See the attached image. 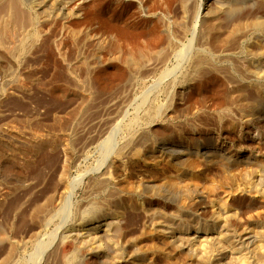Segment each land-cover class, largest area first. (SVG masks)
<instances>
[{
    "label": "rangeland",
    "instance_id": "1",
    "mask_svg": "<svg viewBox=\"0 0 264 264\" xmlns=\"http://www.w3.org/2000/svg\"><path fill=\"white\" fill-rule=\"evenodd\" d=\"M216 1L192 0L190 4L191 9H200L202 6L205 8H209V6L210 8L212 6V8H216L217 5L221 6L218 12L219 14L217 15L219 17L216 16L217 20L214 19V22L218 21L216 24L219 23V26L209 35L208 38L211 37L209 40L210 42L216 35L218 39L221 37L223 42L225 40L226 44L230 40H235V42L239 41L238 43L240 44L238 35V39L236 40L235 37L233 38L229 36V34L235 23L246 20L251 21L252 25L255 24L259 26L262 30V43H264V0H262V5L260 3H258V6L257 4L254 6L245 5V8L242 7V10H239L232 16L227 13L230 12L233 7L231 0H222L220 3ZM226 2H229V4ZM86 3H83L87 11H85L84 7V12L85 14L87 13L86 16L92 15L89 19H92L93 25L94 23L96 25L93 26V34L100 33V36L107 38V43L101 48H104V50H100L99 52L95 50V52H91L93 46L90 42H86L87 46H85V44L82 43L81 37H78V39L76 38L78 41L76 42L75 37L71 36L72 34L70 35L67 29H63L60 19H50L51 21L48 20L47 22L45 21V23L44 21L40 23V28L38 26V31L41 35L40 39L34 45L30 40L31 38L27 40L28 51L21 52L18 50L20 53V60L11 59L0 45V53L4 52L2 55L0 54V64L2 61L4 64H9H5L7 67L1 65L0 68V87L3 85V88L7 89L5 93L0 90V140L1 142L3 141L2 143L5 145L10 144V147L9 145L4 146L6 154L4 153L5 158L2 156L3 161L2 157L0 158V194H2L0 195V201L2 200L0 202V223L3 226L7 224L8 228L5 226L6 229L17 237L24 235L28 236L31 230H34L33 209L35 206L33 205L41 202L48 194L47 192H51L55 186H62L59 181L61 165L65 152H67L66 147H72L78 157L68 169V176L70 178H76L84 175V177L82 178L81 185H79L76 190L69 214L55 217L51 223L47 224L48 226L46 225L39 231V240L52 241H49L52 244L48 247V250H46L40 264H49L50 262L48 261H51V263L54 261L55 264H68L69 261L70 264H75L76 262L82 261L81 264H87L85 259L87 260L88 257L86 251L89 250L88 247L91 248V251H107L108 253L110 252L111 254L118 255L120 263L117 264H144L138 262L137 258L140 256L144 257L147 263L150 262V264H166V260H168L167 245L170 237H172V240H178H175L176 250L174 253L176 254H179L178 251L183 247L181 245L182 243H180V236L191 233L192 235L190 234V236H193V242H199L206 237V235L202 233L204 232L202 230L204 229V224H200L198 221L194 222L195 225L198 227L200 226V229L198 228L199 232L194 231L193 229L195 227H193L194 225L192 222L190 224L187 223L190 218L186 213H184L185 215L182 214V216H178L181 222L175 223L177 228L173 229V233H166L170 225H173V221L166 219L168 213L172 214L171 212L177 210L179 205H184V208L186 207L187 210L193 211L195 199L186 194L184 189L192 187L200 188L202 194L209 197L207 198L210 201L207 205V210H209V212L212 207L210 195L218 200V203H216L217 206L220 205L224 196L229 195V199L234 202V204H232L233 207L239 212L242 211L244 207L242 205H246V202H248L245 197L248 196L246 193L241 194V196L238 191L245 187L243 186L244 184L246 185L244 189H251L253 187L252 189L256 191V197H264V107H254L256 105V99L258 98V91L256 90H258L260 86L262 88V96L264 95V65L262 63V81L248 78L244 79V77L241 78L242 75L237 78L231 71V68H225L224 66L219 67L222 70L218 69V72L214 71L215 73H213V71H208L207 73L204 68L202 72L207 73L206 75H208V78H212L214 75L215 79L214 76L212 79L210 78V82L208 80L200 93L198 90L194 89V85H192L191 82L190 84L187 83L189 85L185 86L183 90L181 89V95H179V93L173 91V88L167 87V82L170 81L173 75L181 79L183 75L182 72L188 69L189 64L186 60H179L172 54L173 52L171 53V51L167 49V51L170 52L169 55H171V58L168 56L167 52H164L162 53L163 55H160L161 57L156 59V63L160 66L163 63L164 65H162L164 67L162 66L160 69L157 66L158 68H155L156 71L155 69L150 71L151 74L148 73L147 77L145 76L146 79H144V77L143 79L141 78L138 81L139 84L130 85L129 83L116 79L117 77L119 78V74L123 70H120L123 68V60L125 59H122V57L127 56L132 51V54H138L141 48V50H143L151 47L149 49L152 50V48H157L163 44L164 38H161L163 40L158 39L159 35L163 33L161 32L163 21L160 19L161 17L158 18V16H162L165 12L168 16L172 15L173 17H171L174 19L182 18L183 12L182 9H180L179 0H88ZM3 12L4 11L0 10L1 16ZM154 12H157V14L154 15ZM190 21L191 20L188 22V24H190V30L186 33L178 28L174 29L175 33L177 32L176 35L179 40L178 49L183 48V51L186 52V59L189 55L191 57L196 49L201 46L200 31L205 25L201 20ZM70 25L75 26L76 20L74 23L71 21ZM20 28H22V31L19 30ZM26 28L27 27L24 29V27L18 25L17 31L20 35L27 32L25 34L27 38L29 29L27 28V30ZM158 32L161 33L157 36ZM106 34L107 36H105ZM226 37L229 38V41ZM230 37L232 38L230 39ZM157 39L160 40V42ZM256 39V37H252V41L255 43L258 41H256ZM9 41L10 40L6 41V44H9ZM108 41L111 42L109 43ZM161 41L163 43H161ZM248 41L249 42L245 44V46L248 45L250 50H253L252 52L255 50L257 54L261 52V50L258 49L260 47L258 43L254 44L250 39ZM232 42L228 43V47H234L236 44L239 46L237 42ZM78 44H81L80 46H83V49L80 48ZM263 46L264 44L262 47ZM113 48L115 50H113ZM262 49L264 50V47ZM116 51L120 52V56ZM165 53H167L166 56L164 55ZM4 54L7 55V58ZM92 55L94 59L90 60V58H93ZM112 55L114 57L118 55L117 59L108 60L110 57H113ZM167 57L169 59L168 61L166 59ZM97 58L110 62L112 70L110 69L108 73L111 72L112 75L106 73L104 76V78L107 76L110 78H106L109 82L113 80V74L114 76L118 74L113 82H110L112 85L114 82H117V84L114 83V85L110 87L111 90L109 88L106 90L104 89L105 91L101 88L99 89L97 83L91 78L92 72L90 73L91 70L88 69L87 62L84 60L87 59L89 63H92L95 62L93 60ZM120 59H122V62ZM69 64L70 66H68ZM241 64L243 65V63H240L239 66L243 68ZM166 67L167 69L174 70L171 72L172 76L168 75V77L166 76L162 79L160 70L162 71V69L164 70ZM74 71L77 74H75ZM224 71L227 76L224 74ZM10 72H13V74ZM209 73L212 74L210 75ZM227 73L231 74L228 75ZM87 75L90 77L88 76L89 78H87ZM231 75H233V78H231ZM111 76L113 77L112 79ZM227 77L228 80L231 79L228 81L226 79ZM233 79L236 81H233ZM88 80L89 82L87 83ZM89 84H91V86ZM218 84H222L223 87L221 86L217 89L219 86ZM232 85L233 87H231ZM236 85L240 86L239 90H244V92H242L245 93L244 95L246 98H243L246 100L240 99L237 97L238 95L236 96ZM244 85H246V87ZM215 86L217 87L215 88ZM57 87L59 89L63 87V92L60 94L56 92L58 95L54 92L55 89H58ZM86 87H90L89 91ZM96 88L98 89L96 90ZM85 89H87V91ZM214 89H221L219 90L220 94L215 92ZM222 92L224 94H222ZM230 92L232 94H229ZM228 94L230 95V100ZM199 95H201V97ZM225 96L228 100H225ZM85 97L89 98L86 99V102ZM218 97L225 102L222 103ZM231 98L233 105L230 104L232 102ZM245 101L246 103L248 102L247 104L245 103L246 105L244 104ZM178 102L180 103L178 106L179 108L176 106L179 104ZM213 103L219 107H215ZM228 103L231 106H226L229 105ZM251 103L253 104L252 107ZM153 104L155 107L158 106L159 109L161 106L163 110L166 109L164 112L160 109L162 114L160 112L158 113L157 120L154 119V122L152 121L150 124H146L144 120L147 114L151 112ZM158 104H160V107ZM222 104H224V108L221 107ZM190 106L192 107V111ZM242 106L244 107L241 108ZM174 109L176 111H174ZM215 109H218L219 112ZM159 114L161 116H159ZM167 115L168 117L166 118L169 121L166 118V120H162V118ZM220 116L224 117L221 118ZM136 119V125H131L132 121ZM110 124H114L115 126V133L112 137L113 139H111L112 142L109 139V144L112 146L107 143L109 140L106 141L105 139L108 135L106 133H108V126ZM131 133H136V136H138L137 134L141 135L142 133H146V140L148 142L145 140L147 143H142L136 140L132 146L129 147V149L131 148L129 154L121 157L120 160L118 159V164L116 162V158L118 157L117 150L128 138H130ZM11 140H37L38 142L44 141L51 142L52 144L54 142L52 145V147H54L48 146V149L45 147L41 149L42 151L38 150L39 153L36 151V155L34 156L35 159L32 158L33 160H30V154H27L30 151L28 150L29 147H26L27 149L25 147L23 149L21 147H15L14 144L11 145ZM103 140L106 141L105 143L107 144H105V146L107 147L104 146ZM167 140L177 143L179 145L178 148L185 150H188V148H202L207 146L211 149L213 147V149L216 150V148H218L216 146H219L220 149L230 155L233 154L234 156H241L242 158L250 155L251 158H257L259 161H263V164L258 167L257 171L246 175L244 174L245 171H242V169L244 170L242 166H227L223 162L224 165H226L224 166L222 161H218V159L215 161H206L198 154L195 156L189 153V155L187 154L185 157L186 161L190 163V166L188 165L189 167L187 166L184 168L179 164V158L174 151L164 150L162 148V143ZM6 141L10 143H6ZM8 147L11 149L8 150ZM154 147H156L157 151L152 152ZM16 149V155L20 154L18 158H9L11 153H16ZM18 150H20V152ZM24 151L26 153H24ZM21 152L24 154H21ZM25 156L28 157L29 161L23 159ZM7 157L8 159H6ZM10 160L12 162L16 160L19 164H17L18 162L16 161L15 163H11ZM191 160L192 162H190ZM25 161L28 162L25 163ZM9 162L12 165L11 168L14 170L7 166L10 165L7 164ZM28 163H31V165ZM191 163L193 164L192 167ZM116 164L118 165L116 166ZM180 167L183 168L180 169ZM112 170L115 171L111 173ZM102 176H107L109 181H111L110 184L113 185L119 181V183L122 181L125 183L122 190H118L114 193V196L120 201L119 206L112 205L109 198H96V193L90 195V193H92L91 191H89L88 195V190L92 189L93 191V187L103 178ZM14 178L20 179L21 181L18 180L20 182H16L17 180ZM9 184L11 186L15 185L11 187ZM234 184L237 186L240 185L239 188L237 186L235 188ZM175 185L177 188L179 187V192L176 197L168 196L167 198L166 193H156L153 190V187L164 189V187L170 188ZM147 187L150 188L146 189ZM5 190L8 191L7 194ZM234 190L238 191L235 192ZM229 191L232 193H228ZM107 193H109V191H107ZM5 194L7 196L11 195L7 197ZM84 195L87 196L86 199H82L85 198ZM241 215H243V213H241ZM60 216L62 218H60ZM98 216H100V218L102 216L103 221L98 222L100 219ZM87 221L89 225H86L83 230L82 226L84 223H88ZM99 224L101 226L97 227L96 233L98 237L93 239V236L90 234L91 237H87L86 234L89 233L87 229L89 230V228ZM187 228H192L193 231L184 234L186 231H183V229L187 230ZM64 241L69 244L72 243L68 250L62 252V254L58 253L59 255L56 256L57 258H53L54 260L52 258L50 259L51 252L56 250L59 244L65 243ZM179 245L182 247H179ZM7 248V242L0 243V254L7 251ZM33 250V245L28 243L23 250L24 252H22V259H20L17 264H34L33 262L35 260H32V258H34ZM226 255L224 259L228 261L229 259H226V257L229 258L230 252L226 253ZM176 256H178L175 257L176 260L181 258L180 255ZM133 258H136V260ZM101 264L106 263L101 262Z\"/></svg>",
    "mask_w": 264,
    "mask_h": 264
},
{
    "label": "bare ground",
    "instance_id": "2",
    "mask_svg": "<svg viewBox=\"0 0 264 264\" xmlns=\"http://www.w3.org/2000/svg\"><path fill=\"white\" fill-rule=\"evenodd\" d=\"M87 1L88 0H0V10L5 12V13L3 12L2 16L0 15V45L4 48L3 51L5 53H7V55L10 56L11 59L13 58L14 60H20V53L18 52V50L21 51V52L28 51L27 50L28 49L27 48V46H28L27 40H29V38H31L30 40L32 41L33 45L36 42H38V40L40 39V36H41L39 31H38L39 30L38 26L43 21L45 23V21L47 22L50 19L51 20L52 19H60V21H62L61 25H62L63 29L64 28L67 29L69 31L68 33H70V35L72 34L71 36L75 37V39L76 38L78 39V37H81L82 38L81 40L83 41L82 43L85 44V46H87L86 42H90L91 45L93 46V49H94V51L92 49L91 52H95V50H96V52H99L100 50H104V48L103 49H101V48L103 46H105V44L107 43L106 42L107 38L103 37V36H100L99 35L100 33H97V34L94 33L93 34L92 29H93V26L95 25V23L93 25L92 19H89L90 17H92V15L91 16L87 15L88 16V18H87V16H86L87 13L85 14V12H84V7H85L84 4ZM221 1L222 0H217L216 2L220 3ZM228 1H230V0H228ZM231 1H232L231 4L233 5V7L231 8L230 12L226 11L231 16L233 14L237 13L239 10H242V7L245 8L246 7L245 5H251V6L253 5L254 6V5L257 4V6H258V3H260L262 5V0H231ZM191 2H192V0H179V4L181 6L180 9H182V12H183V15L181 16L182 18H180V19H177V18L174 19V18H172L173 17L172 15H171L172 17L168 16V15H166L167 13L165 14V12H164V14H162V16H160V15L158 16V18L161 17L160 19H162V21H163L162 29H161L162 30L161 32H163V33H162V35H159L161 32H158L157 36L159 35L158 39H160V40H163L161 38H164V40H163L164 43L161 41V43H163V44H161L159 47H157L158 46L157 45L156 46L157 48H154V49L152 48V50L149 49L151 47H149L148 49H143V50H141L142 49L141 48L140 51H138L139 52L138 54L137 53L136 54L135 53L132 54L133 51L130 52L128 55L126 54L127 56L122 57V59L123 58H125V59L123 60V66H122L123 68H121L120 70H122V69L123 70L119 74V78L117 77L116 79H119L120 81H124L126 83H129L130 85H134V84L138 83V81L141 78L143 79V77H144V79H146L145 76L147 77V74L150 73V71H153L157 66L161 69V67L164 65L162 63L163 65L161 64V66H160V65H158V63H156L157 62L156 59L161 57L160 55H163L162 53L167 52L168 56L169 57L171 56V55H169L170 52L167 51V49H169L171 51V53L173 52L172 54H174L179 60H182V61L186 60V62L189 64L188 69L185 72H182L183 75L181 76V79H178L176 76L174 77V75L173 76L171 75V72L174 69L170 70V69H167V67H166V68H164V70L163 69H162V71L160 70L162 79H163V77H166V76L168 77V75L172 76L171 79L169 78L170 81L167 82L168 83L167 87L168 88H173V91L176 92V93H179V95H181V89L183 90V88L185 86H188L190 84V82H191L192 85H194V89L198 90L199 93H200V91L206 85L208 80L211 78V77L208 78V75H206L208 73V71H213V73H215L214 71L218 72L217 71L218 69L222 70V69L219 68V67H222V66H224L225 68H229V69L231 68L232 69L231 71L233 72V74L235 76H237V78H239V76L242 75L241 78L244 77V79L248 78V79H255V80L262 81V63L264 65V50L262 49L264 46L262 47V45L264 43H262V38H263L262 37V30L259 28V26L258 25L256 26L255 24L252 25L251 21H246V20H243V21L241 20V22L235 23L234 26L232 27L231 31H230L229 36H232L233 38L235 37L236 40L238 39V36H239L240 44L238 43L239 41L238 42L236 41L239 44V46H237V44H236V46H234V47L233 46L228 47V43L232 42L233 40L229 41V38L226 37V38H228V41H229L226 44L225 40L223 42V40H221V37H220V39H218V37L216 35L214 37L215 40L213 39L211 41V42H213V41L214 42L211 43L209 41L211 37L210 38H208V37H209V35H211V32H214L219 26V23L216 24V22H218V21L214 22V19H216V16L219 14L218 12L220 11L221 6L217 5L216 8H212L213 6L211 8H210V6H209V8L208 7L205 8V7L202 6V8H200V9H194V8L191 9L190 8ZM226 3L229 4V2H226ZM85 11H86V7H85ZM153 14L156 15L157 12H154ZM168 14H170V13H168ZM217 17H219V16H217ZM156 18H157V16H156ZM93 19H94V17H93ZM75 20H76V25L75 26L70 25V22L72 21V23H74ZM189 20H191V21L201 20L205 25L203 23H201V24L204 25V27L201 29V31L199 30L200 31L201 46H199L196 49L195 53L192 54L191 57L189 55L187 57V59H186V54H185L186 52L183 51V48L182 49H178L179 48L178 47L179 40L177 39V35H176L177 32L175 33L174 29L178 28V29H180V30H182L183 32L186 33L188 30H190L189 29L190 24H188ZM18 25H21L22 27H24V29H25V27H27L29 29L28 30L26 28L29 31V34H28L27 38L25 37V34L27 32H24V33L21 32V33H23L22 35L18 34V31H17ZM39 28H40V26H39ZM21 29L22 28H20L19 30H21ZM24 29H23V31H24ZM163 35H164V37H163ZM235 35L236 36L238 35V36L236 37ZM105 36H107V34ZM110 37H109V39H110ZM232 37H230V39ZM252 37H254V38L256 37L257 38L256 41L258 40L257 43H258V45L260 47L258 45H255V46L259 47L258 48L259 50H261V52H258V54H257L255 49H254L255 51L252 52L253 50L252 49L250 50V47H248V45L245 46V44H247L249 42L248 41L249 39H250V41H252ZM111 38H114V37H111ZM77 39H76V42H78ZM223 39H225V38H223ZM8 40H10L9 44H6V41H8ZM160 40H158V41L160 42ZM236 42L234 40L232 43H236ZM252 42L254 44H257L254 41H252ZM15 43H16V45H15ZM216 43H218V44H216ZM17 45L19 46V48H18ZM80 45L81 44H78V46H80ZM88 45H89V43H88ZM92 46H91V48H92ZM82 47L80 46V48H82ZM116 48H119V47H116ZM30 49H32V48H30ZM113 50H115V49L113 48ZM262 50H263V54H262ZM3 51H1V52H3ZM101 52H100V54H101ZM117 52L118 51H116V53ZM3 53H0V54L2 55ZM167 53H165L164 55L166 56ZM98 54H96V55H98ZM119 54H120V52H118V55ZM7 55H5L6 58H7ZM118 55H116L115 57L113 55H112L113 57H110L111 56L110 55L109 56L110 58L109 59L106 58V59L111 61L112 59H117ZM101 56H102V54H101ZM91 59H94V56H93V58H90V60ZM102 59H104V58H102ZM102 59L97 58L96 60H93L95 62H92V63H89L88 62L89 60H87V59H85L84 61L87 62L88 69L91 70L90 73L92 72L91 73L92 74L91 78H93L94 81L97 83V86L99 87V89L101 88L103 90L104 89L106 90L107 88L110 89V87H112L114 85V83L117 84V82H114L113 85L111 83L113 82L114 78L118 74H117V72H116V74H117L116 76H114V74H113L114 78L111 76V79L113 78V80H110V82L112 81L111 83L108 80V79H110L108 76L104 78L106 73L108 75L111 74V72L110 73H108V72L110 71V69L112 67H110V62L103 61ZM122 59H120L121 62H122ZM166 59H167V61L169 60L168 57ZM6 61H4V62H6ZM238 62L243 63V65L241 64L243 66V68H241L239 66L240 63H238ZM80 63H82V62H80ZM5 64H7V63H5ZM5 64L2 61V63L0 64V68H1V65L3 66ZM7 65H9V64H7ZM68 66H70V64ZM204 68L206 69L207 73L202 72V70ZM69 71H71V70H69ZM155 71H156V69H155ZM225 71H224V74L226 75ZM227 72H228V69H227ZM10 73L13 74V72H10ZM118 73H119V71H118ZM231 73H229V74L227 73V74L230 75ZM69 74H70V72H69ZM75 74H77V73L75 72ZM91 74H89V75H91ZM15 75H17V74H15ZM89 75H87V78L90 77ZM12 76H14V75H12ZM213 76H212V78H213ZM231 76L230 77L233 78V75H231ZM106 78H108V79H106ZM214 79H215V76H214ZM226 79L228 80V77ZM120 81H119V83H120ZM181 81H182V83H181ZM233 81H236V80L233 79ZM88 82H89V80L87 81V83ZM92 82H93V80H92ZM141 82H142V80H141ZM209 82H210V80H209ZM187 83H189V84H187ZM214 83H215V81H214ZM242 83H243V81H242ZM236 84H237V82H236ZM86 85H88V84H86ZM89 85L91 86V84H89ZM225 85H227V84L225 83ZM229 85H230V82H229ZM238 85H240V84H238ZM221 86H222V84L219 85L218 87L215 86V88L217 87V89H218ZM223 86H224V83H223ZM244 86L246 87V85H244ZM3 87L4 86L2 85V87H0V90L5 93L7 89L3 88ZM227 87H228V85H227ZM231 87H233V85ZM62 88L63 87H61V89H59V88L55 89L54 92L55 93L59 92V94H60L61 92H63ZM89 88H87L88 91H89ZM114 88H115V86H114ZM116 88H118V87H116ZM225 88H224V90H225ZM239 88H240V86L236 87V89H237L236 93L234 91H232V92H234L236 94V96L238 95L237 97H239L240 99L242 98V100L243 99L246 100L245 99L246 97L244 95L245 93H243L244 90H239ZM256 88H255V90H256ZM87 89H85V90L87 91ZM97 89L98 88H96V90ZM221 89H219V90H221ZM259 89L256 90V91H258V94H257L258 98L256 99V103H255L256 105L254 107L262 108V107H264V95L262 96V91H261L262 88H261V86H260ZM94 90H95V88H94ZM216 90H215V92H218L220 94V91L219 90L216 91ZM229 91H231V90H229ZM62 94H64V93H62ZM222 94H224V93L222 92ZM229 94H232V93L230 92ZM235 94H233V95H235ZM194 95H196V94H194ZM216 95L218 96L217 93H216ZM147 96H149V95H147ZM199 96L201 97V95H199ZM219 97H218V99H220ZM243 97H245V98H243ZM225 98H226L225 100H228V98L226 96H225ZM86 99H89V98L85 97V102L87 101ZM150 99H151V97H150ZM200 100H203V99H200ZM220 100H218V101H220ZM229 100H230V95H229ZM83 101H84V97H83ZM215 101H216V99H215ZM218 101H217V103H218ZM231 101H232V98H231ZM237 101H238V99H237ZM223 102H225V101L223 100L222 103ZM232 103H233V101L230 104L233 105ZM245 103H246V101L244 102V104ZM213 104L215 105V103H213ZM225 104H227V103H225ZM230 104L226 105V106H231ZM158 105L160 107V104H158ZM179 105H180V103L177 104L176 106L178 107ZM223 105L224 104H222L221 107H223ZM156 106H157V104H156ZM183 106H184V104H183ZM191 106H193V105H191ZM216 106L217 105H215V107ZM248 106H249V104H248ZM248 106H247V108H248ZM252 106H253V104L251 103V107ZM161 107H160V109L162 111L163 107L162 108ZM217 107H219V106H217ZM243 107L244 106H242L241 108H243ZM182 108H184V107H182ZM151 109H152L151 112L149 114H147L146 119L144 120V122L146 124H150L152 121L154 122L155 121L154 119L157 118L158 113L160 112L162 114V112H164L166 108L161 112L160 109L158 108V106L155 107V105L153 104V107ZM175 109H174V111L178 110V109H176V110ZM184 109H183V111H184ZM191 111H192V107H191ZM216 111L219 112L218 109ZM180 113H182V112H180ZM182 114H184V113H182ZM225 114H227V113H225ZM159 116H161V115L159 114ZM166 117H168V115L163 117L162 120H166L167 119ZM222 117H224V116H222ZM176 118H177V116H176ZM171 120H172V118H171ZM136 122H137V119L132 121V123L130 121L131 125H134ZM168 127H170V126H168ZM107 132L108 133H106V134H108V135L105 137L106 141L109 140V139L110 140L113 139L112 137H113V135L115 133L114 124H110L108 126V131ZM116 132H117V130H116ZM103 133H101V134L104 135ZM135 134L136 133H131L130 134L131 135L130 138H128V140L125 141L118 148V150H117L118 157L116 156L117 157L116 158L117 159V161H116L117 163L119 162L121 157H124V156L129 154V151L131 149V148L129 149V147H131L132 144L136 140H138V141H140L142 143H147L148 142L146 140L147 139V134L146 133H142L141 135L137 134L138 136H136ZM110 140L107 142L108 144H109ZM36 141H34V140H31V141L30 140L29 141L13 140L12 141L11 140V145L14 144L15 147H21L22 149L24 147L25 148L29 147L28 150H30L29 151L30 153L27 150H25V151L28 152L27 153L28 155L30 154L29 155V159L31 160L32 158L35 159L34 156L36 155V151L41 150V149H43L45 147L47 148L48 146L52 147V145L54 144V142L52 144L51 142H44V141H41V142L37 141L36 142ZM106 141L103 140L104 146H105V144H107V143H105ZM2 142L0 140V158L2 156H4V153H5V150H6V149L4 150V146L7 145V144L6 145L3 144ZM111 142H112V140H111ZM6 143H10V142L6 141ZM8 145L10 147V144H8ZM109 145H111V144H109ZM149 146H150V144H149ZM178 146L179 145L177 143H175L173 141H168V140L162 143V148L164 150H172V151H174L176 153V156L179 158V164H181L184 168H186L188 165L190 166V163H188V161H186V157H185V156H187V154L189 155V153L193 154L195 156L198 154L206 161H215L216 159H218V161H222V163L224 162L227 166L228 165H231V166H242V167H244V170L242 169V171H245L244 174H246V175L249 174V173L257 171L258 167L263 164L262 163L263 161H259V159H257V158H251L250 155H247L244 158H242L241 156H238V157L234 156L233 154L230 155V154L226 153L224 150L220 149L219 146H216V147H218V148H216V150H214L213 147H212V149H213L212 150L208 146L207 147H202V148H199V147H194V148H190V149L188 148V150L187 149L185 150V149L178 148ZM51 147H49V148H51ZM105 147H107V146H105ZM10 149L11 148H9L8 150H10ZM66 150H67V152H65V156H64V159H63V162H62V165H61V171H60V174H59V181L62 184V186H55V187L53 186L54 187L53 190L51 192L50 191L47 192L48 194L43 198V200L41 202H38L36 205L35 204L33 205V206H35L34 209L32 208L33 209V214H34V217H33L34 220L33 221H34V224H35L34 230L32 229L31 232L28 234V236L24 235V236H21V237H17V236H14L11 233V231L6 229L5 226H7V224L5 226H3L0 223V243H3V242H7L8 243V248H7L8 250L5 251L4 253L0 254V264H17V262L20 259H22V252H24L23 250L26 248L28 243H31L33 245V247H34V250H33L34 251L33 257L34 258L31 257L32 260H35L33 263L34 264H40L42 259H43V257H44V254H45L46 250H48V247L51 246V244H52V243H50V242H52L51 240H49L50 242L49 241H44V240H39L40 239L39 238L40 237L39 236V231H41L47 224L51 223L54 220L55 217H58L59 215H68L69 214L70 209H71V205L73 203L74 195L76 193V190L79 187V185H81L82 180H83L82 178L84 177V175L78 176L76 178H73V177L70 178L68 176V173H69L68 169L72 166V164L75 162V160H77L78 156H77V153H75V150L72 147H66ZM18 151L20 152V150H18ZM25 151H24V153H26ZM155 151H157L156 147H154L152 149V152H155ZM22 153L23 152H21V154ZM38 153H39V151H38ZM16 154H17V149H16V153H11V156L9 158H11V159L18 158V156L20 154L19 155H16ZM113 154H114V152H113ZM115 155H116V153H115ZM4 158H5V156H4ZM114 158H115V156H114ZM6 159H8V157ZM23 159L28 160V157L25 156V158H23ZM188 160H189V158H188ZM2 161H3V157H2ZM15 161L13 160L14 163H15ZM13 162L11 161V163H13ZM16 162H18V161H16ZM27 162L25 161V163H27ZM190 162H192V160ZM224 163H223V165H224ZM7 164H10V162L7 163ZM17 164H19V162ZM118 164H116V166ZM29 165H31V163ZM192 165L193 164L191 163V167H192ZM194 165H196V164H194ZM226 165H224V166H226ZM7 166L9 168H11L12 165L10 164V165H7ZM193 167H195V166H193ZM182 168L180 167V169H182ZM188 169H190V168H188ZM12 170H14V169H12ZM113 171H115V170H112L111 173ZM185 171H187V170H185ZM241 175H243V174H241ZM233 178H234V176H233ZM243 178H244V176H243ZM14 179H16V178H14ZM98 179H100V178H98ZM16 180H15L16 182H20L21 181L20 179H16ZM18 180H20V181H18ZM93 180H94V178H93ZM229 180H231V179H229ZM110 182L111 181H109V178L107 176H104L98 183L95 184V186L93 187V191H92V189L88 190V195H89V191H91L92 193H90V195L91 194L94 195L96 193V198H101V199L109 198L111 200V204L112 205L119 206L120 205V201L114 196V193H116L118 190H122V188H123L125 183L123 181L121 183H119L120 182L119 181L118 183L116 182L113 185V184H110ZM246 183H247V181H246ZM11 184H12V182H11ZM14 185H12V186H14ZM230 186H232V185H230ZM236 186L237 185H235V188H236ZM239 186H237V187L239 188ZM243 186L246 187L245 184ZM243 186H242V188H243ZM232 187H234V186H232ZM7 188H8V186H7ZM88 188H89V186H88ZM149 188L147 187L146 189H149ZM178 188L175 185V186H171L170 188L164 187V189H159V188H156V187L154 188L153 187V190L156 193H159V192L160 193H163V192L166 193L167 198H168V196L169 197H176L178 192H179ZM244 188L241 189V187H240L241 190H239V189H238L239 191L237 190L240 195L243 194V193H246L247 196H248V197L243 196V197H245L246 200H248V202H246V205L245 204L242 205L244 207L242 208L243 210L240 211V212L243 213V215H241V213L233 207L232 204H234V202H233V200L229 199V195L224 196L222 198V201H221L220 205H218V206L216 204V203H218L217 202L218 200H216L214 198V196L210 195L212 207H211V211L209 212V210H207V205L210 202L209 199H207V198H209V197L203 195L202 194V190L200 188L192 187V188H189V189H184L186 194L190 195L191 197H193L195 199V201L193 203L194 204L193 211L187 210L186 207H185L186 208L185 209L184 205L183 206L179 205L177 207V210H174V211L171 212L172 214L168 213V215L166 216V219L170 220V221H173V225H170V227L167 229L166 233H170V234L173 233V229L177 228L176 227L177 225L175 226V223L181 222V221H179L178 216H182V214L186 213V214H188L187 216H189V218H190L189 222H187V223L190 224L192 222V224L194 225V226L193 225L192 226L195 227L193 229L194 231L199 232L198 228L200 227V226L198 227L197 225H195L194 222L198 221V223L204 224L203 225L204 229H202L204 232H202V231H200V232L204 233V235H206V237L203 238L202 240H200L199 242H193V240H192L193 236H190V234H191L190 232L193 231L192 228L191 229L187 228V230H184V229H186V228H184L183 231H186V233H184V232L183 233L184 234L190 233V234H187V235H184V236H180L181 237L180 243H182L181 245L183 247L181 245H179V247L180 246L182 247L178 251L179 254L174 253V251L176 250L175 240H177V239L172 240L171 239L172 237H170L168 245H167L168 260H166V264H264V197L263 198L256 197V193H255L256 191L254 189H252L253 187L251 189H244ZM1 189H2V187H1ZM229 190H231V189H229ZM107 191H109V193H107ZM231 191H229L228 193H230ZM237 191H235V192H237ZM7 192L8 191H6V194H7ZM4 193H3V195H4ZM238 193H236V194H238ZM0 195H2V194H0ZM86 195H84L85 198H82V199H86V197H87ZM9 196H7V197H9ZM74 207H75V205H74ZM205 211H206V213H205ZM29 215H32V214H29ZM98 217L100 218V216H98ZM60 218H62V217L60 216ZM101 218H102V216H101ZM101 218L98 220V222L103 221V218L102 219ZM179 218H181V217H179ZM92 220H93V218H92ZM86 225H89V222L86 223V224L85 223L83 224V226H82L83 230L85 229ZM10 226H9V228H10ZM98 226H101V225L99 224V225H96L95 227L89 228V230L87 229V232H89V233L86 234L87 237L91 235V236H93L92 237L93 239L97 238L98 234H96V233H97V227ZM7 228H8V226H7ZM78 233H76V234H78ZM197 240H199V239H197ZM71 244L66 243V242L62 243V244H59L58 247L56 248V250L51 252L50 259L51 258L55 259V257L57 255H59L60 253L62 254V252H65L66 250H68V248L70 247ZM88 248H89V250H86L87 254H88L87 255L88 257H87V260L85 259V261H87L86 262L87 264H101V262L102 263H106V264H117V263H120V258L116 254H111L110 252L108 253L107 251L106 252H103V251H91L90 250L91 248L90 247H88ZM228 252H230V256H229V258L226 257V259H229L228 261H226L224 259V257L226 255V253H228ZM176 255H180V257L182 259L178 258V260H176L175 257H178ZM84 258H86V257H84ZM133 259L136 260V258H133ZM137 260H138V262H141V263H144V264H150V262L147 263L146 259L144 257H142V256L138 257ZM48 262H50L49 264H55L54 261H53V263H51V261H48ZM69 262H68V264H70ZM81 262H76L75 264H81Z\"/></svg>",
    "mask_w": 264,
    "mask_h": 264
}]
</instances>
